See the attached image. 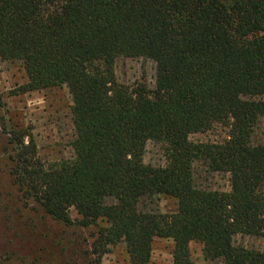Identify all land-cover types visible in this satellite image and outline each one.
<instances>
[{"label": "trees", "instance_id": "obj_1", "mask_svg": "<svg viewBox=\"0 0 264 264\" xmlns=\"http://www.w3.org/2000/svg\"><path fill=\"white\" fill-rule=\"evenodd\" d=\"M122 58L153 62L154 89L119 83ZM0 61L23 68L18 94L71 96L73 160L46 165L28 132H9V176L43 216L96 229V264L117 245L128 264H150L156 240L173 242L172 264H193L191 244L206 264H264V252L234 244L264 240V144L253 138L264 0H0ZM216 124L229 125L226 141L189 142ZM148 142L166 149L164 166L144 163ZM196 164L228 175L229 192L197 188ZM160 196L177 202L173 214L138 209Z\"/></svg>", "mask_w": 264, "mask_h": 264}, {"label": "rangeland", "instance_id": "obj_2", "mask_svg": "<svg viewBox=\"0 0 264 264\" xmlns=\"http://www.w3.org/2000/svg\"><path fill=\"white\" fill-rule=\"evenodd\" d=\"M155 75L156 66L148 60L122 58L115 63V76L124 85L144 81L154 89ZM26 81L20 64L0 61V264H96L97 256L92 253L96 229L65 227L43 216L37 206L23 199L9 176V158L14 148L9 132H28L40 160L46 165L73 160L70 144L75 132L68 90L60 87L24 95L16 93ZM228 133L229 125L216 124L205 133L191 134L188 140L194 144H220L227 140ZM253 135L258 144H264V118L256 122ZM165 150L160 144L148 142L144 163L164 166ZM193 180L197 188L229 192L228 175L205 172L200 164L194 166ZM104 204L115 205L116 201L107 198ZM138 209L144 213L173 214L177 202L163 196L154 197L141 201ZM69 215L74 222L78 221L74 209ZM234 244L264 252L263 239L237 236ZM190 248L193 264H206L201 246L191 244ZM172 250L171 240H156L150 264H172ZM108 252L100 259V264H128L122 245L110 247Z\"/></svg>", "mask_w": 264, "mask_h": 264}]
</instances>
